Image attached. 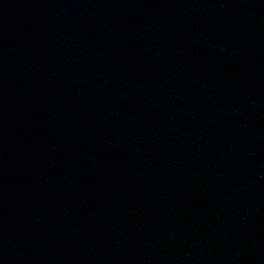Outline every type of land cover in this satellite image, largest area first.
<instances>
[{"label":"water","instance_id":"1","mask_svg":"<svg viewBox=\"0 0 264 264\" xmlns=\"http://www.w3.org/2000/svg\"><path fill=\"white\" fill-rule=\"evenodd\" d=\"M0 264H264V0H0Z\"/></svg>","mask_w":264,"mask_h":264}]
</instances>
